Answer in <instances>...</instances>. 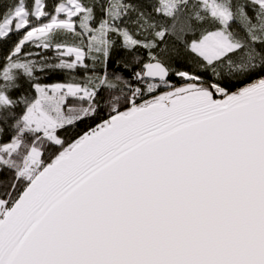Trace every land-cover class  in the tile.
Wrapping results in <instances>:
<instances>
[{
	"label": "snow or ice",
	"instance_id": "6c2138e0",
	"mask_svg": "<svg viewBox=\"0 0 264 264\" xmlns=\"http://www.w3.org/2000/svg\"><path fill=\"white\" fill-rule=\"evenodd\" d=\"M0 264H264V0H0Z\"/></svg>",
	"mask_w": 264,
	"mask_h": 264
}]
</instances>
